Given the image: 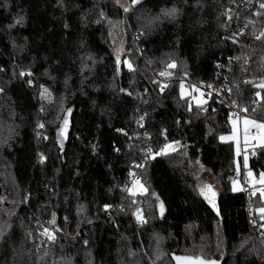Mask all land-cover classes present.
Wrapping results in <instances>:
<instances>
[{"label":"trees","instance_id":"obj_1","mask_svg":"<svg viewBox=\"0 0 264 264\" xmlns=\"http://www.w3.org/2000/svg\"><path fill=\"white\" fill-rule=\"evenodd\" d=\"M125 1L0 0V264H264V197L231 187L264 146L238 168L219 140L233 101L264 118V0Z\"/></svg>","mask_w":264,"mask_h":264},{"label":"rangeland","instance_id":"obj_2","mask_svg":"<svg viewBox=\"0 0 264 264\" xmlns=\"http://www.w3.org/2000/svg\"><path fill=\"white\" fill-rule=\"evenodd\" d=\"M119 3L121 6H125L128 3L125 0H119ZM140 36V34H138ZM126 52V48L124 45H121L117 50H116V58H119L122 53ZM195 92L196 96L193 97L194 102H200L201 97H202V92L196 87H193L192 89L188 88H181V95L185 96L189 92ZM247 118L249 120H254L248 116H243L241 117L240 120L236 119L233 120L232 123L230 124V129L229 132L224 133L220 135L219 140L224 143H231L233 146V151L235 154V158L237 160V167L240 168L239 162H238V157L241 156V161L243 167L244 166V158L247 156V162H248V149L252 148V143L254 142V147H263L264 145V129H257L249 126V131L247 137H245V124H244V119ZM256 121V120H255ZM257 123H263L262 121H256ZM235 129V131H234ZM251 130H255L256 134L254 136H251L249 132ZM224 137L225 139H221ZM245 139H247V143H245ZM170 147L163 148L165 152H170L177 147V143H170L168 144ZM239 152V154H238ZM242 152V154H241ZM242 167V166H241ZM239 172V171H238ZM245 175L249 179V183L246 185L243 180H233L231 183V187L233 192H241V191H249L252 194L259 193L260 196L264 197V195H261L262 192H264V183H259L260 176L261 174L255 175L252 171L250 170H245L244 171ZM251 173V175H249ZM197 174V188L199 191H204L205 188H209L212 190L217 191L218 190V185L215 181V179L205 170L200 169L196 171ZM235 181V184L233 183ZM235 188V190H234ZM144 187L137 181H133L131 187L129 188V192L132 194L135 193H143ZM258 215H260L259 209L257 210ZM261 220L262 217L259 216ZM259 218L255 221H253V224L260 225L262 224V221L259 220Z\"/></svg>","mask_w":264,"mask_h":264},{"label":"built area","instance_id":"obj_3","mask_svg":"<svg viewBox=\"0 0 264 264\" xmlns=\"http://www.w3.org/2000/svg\"><path fill=\"white\" fill-rule=\"evenodd\" d=\"M226 73L227 72L224 71L222 74L225 76V75H227ZM193 87H194L193 85H190V87L188 89H192ZM199 90H201V89H199ZM201 92H202V90H201ZM190 93H191V95L189 96L188 101L192 102V101H194L193 97L196 96V93L194 91L190 92ZM226 95H230V90L228 89V86H227V80H224L219 85V88L216 91H214V92L207 91V97L206 98L213 96L215 98L216 102H219L221 104H225L226 103ZM233 102H235V103H233ZM233 102H232V105L230 106L229 115L226 119V123L228 125H230L233 120H236V119L240 120L241 117L245 116L243 111H241L242 108H240L237 105V102L236 101H233ZM206 110L207 109L205 108L204 111H206ZM262 122L264 123V118L262 119ZM249 134L251 136H254L256 134V131L251 130L249 132ZM252 146H253L252 148L248 149V156L252 155V150L255 148L254 142L252 143ZM241 154H242V152H241ZM240 158H241V156H240ZM242 174H245L244 171H242V172L237 171L234 175V180H238V181L243 180L244 183L247 185L249 183V179L245 175H242ZM131 179L133 181H137L136 177H134V176ZM139 224H140V221H136V225L139 226Z\"/></svg>","mask_w":264,"mask_h":264},{"label":"snow or ice","instance_id":"obj_4","mask_svg":"<svg viewBox=\"0 0 264 264\" xmlns=\"http://www.w3.org/2000/svg\"><path fill=\"white\" fill-rule=\"evenodd\" d=\"M139 0H133V3H138ZM261 8H264V3H262L260 5ZM125 11H128L127 8L124 9ZM175 13V9L171 10V12L169 13H166V15H171V14H174ZM229 19H231V17H229ZM262 36H264V32L261 33ZM257 39H259L260 37H256ZM129 67H131V65L129 64ZM169 68H174L175 67V64H170L168 65ZM21 75H24V73H21ZM161 76H165V75H170V73H167V72H161L160 73ZM181 88L183 89L184 88V85L181 84L180 85ZM260 88H264V82H261L260 85H258ZM163 87H167V85H164ZM46 91V90H45ZM260 94L257 93V96H259ZM235 103V102H233ZM71 110H69L70 112ZM241 111H244V112H247L248 109L247 108H244V109H241ZM68 121H67V118H65L64 120V124L67 125ZM244 124H245V137H247L248 135V131H249V126L253 127V128H257V129H264V123H257L255 120H249L247 118L244 119ZM40 127H43V125H40ZM235 131V129H234ZM61 135H63V129L61 130ZM221 139H225L224 137H222ZM245 143H247V139H245ZM264 146V145H262ZM170 147L169 145H165V149ZM157 154H166L165 150L164 149H161V152L160 153H157ZM239 154V152H238ZM139 166V165H138ZM244 166L247 168V156H245L244 158ZM249 175H251V173H249ZM235 184V181L233 182ZM259 183H264V173L261 174L260 176V180H259ZM210 188V186H209ZM235 190V188H234ZM261 195H264V192L261 193ZM207 198V197H206ZM209 203H213V201L209 200ZM107 207V206H106ZM161 212H163V204H161ZM259 212L261 214V217L262 219H264V208H260L259 209ZM54 222V221H53ZM261 227H264V224L261 225ZM43 235H48L49 239L51 240H54L55 239V236L54 235H51L49 232H48V229H45L44 230V233H42ZM177 260H180V259H185V258H180V257H177L176 258ZM197 260H199V264H215L214 261H210V262H204L203 260H200V258H196Z\"/></svg>","mask_w":264,"mask_h":264},{"label":"water","instance_id":"obj_5","mask_svg":"<svg viewBox=\"0 0 264 264\" xmlns=\"http://www.w3.org/2000/svg\"><path fill=\"white\" fill-rule=\"evenodd\" d=\"M71 116H72V112L69 110L64 114L62 121L59 125V128L57 130V135L58 138L60 140V142L62 143V145H65L69 139V135H70V131H71ZM65 118H67V125L64 124V120ZM63 129V135H61V130ZM170 259L172 261L173 264H199V260H197L196 258H200V260H203L204 262H210V261H214L215 264H225V258H221V259H215V258H204L202 256H191V255H182V254H175V253H170L169 254ZM180 257V258H185V259H180L177 260L176 258Z\"/></svg>","mask_w":264,"mask_h":264}]
</instances>
